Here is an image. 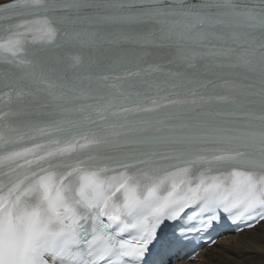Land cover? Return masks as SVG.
<instances>
[{"label": "snow or ice", "instance_id": "6c2138e0", "mask_svg": "<svg viewBox=\"0 0 264 264\" xmlns=\"http://www.w3.org/2000/svg\"><path fill=\"white\" fill-rule=\"evenodd\" d=\"M226 221L264 222V0H0V264H171Z\"/></svg>", "mask_w": 264, "mask_h": 264}, {"label": "bare ground", "instance_id": "6f19581e", "mask_svg": "<svg viewBox=\"0 0 264 264\" xmlns=\"http://www.w3.org/2000/svg\"><path fill=\"white\" fill-rule=\"evenodd\" d=\"M199 257L200 260L188 264H264V222L249 230L226 235L203 249Z\"/></svg>", "mask_w": 264, "mask_h": 264}, {"label": "rangeland", "instance_id": "374dc122", "mask_svg": "<svg viewBox=\"0 0 264 264\" xmlns=\"http://www.w3.org/2000/svg\"><path fill=\"white\" fill-rule=\"evenodd\" d=\"M220 247V245H217V248Z\"/></svg>", "mask_w": 264, "mask_h": 264}]
</instances>
